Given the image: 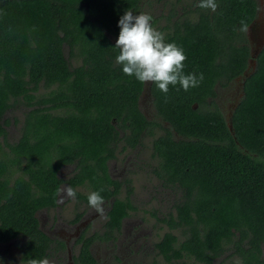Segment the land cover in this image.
<instances>
[{
	"label": "trees",
	"instance_id": "trees-1",
	"mask_svg": "<svg viewBox=\"0 0 264 264\" xmlns=\"http://www.w3.org/2000/svg\"><path fill=\"white\" fill-rule=\"evenodd\" d=\"M141 1L0 0V243L22 238L20 264L64 247L41 230L35 212L54 206L65 182L77 200L89 205L88 193L99 191L107 203L101 229L83 227L75 237L73 263L96 264L91 243L113 240L133 209L130 187L109 175L107 161L158 127L153 172L178 193L173 211L159 218L167 228L154 243L159 253L201 264L222 255L226 264H264V42L228 121L214 100L215 86L247 67L243 29L256 2L216 0L212 11L197 0L162 25L152 18L165 42L183 49L184 73L203 74L197 87L169 85L167 94L149 82L165 126L139 109L142 82L123 73L110 38H118L125 11L141 13ZM18 103L25 107L19 135L8 142L4 112ZM66 164L72 172L61 178Z\"/></svg>",
	"mask_w": 264,
	"mask_h": 264
},
{
	"label": "rangeland",
	"instance_id": "rangeland-1",
	"mask_svg": "<svg viewBox=\"0 0 264 264\" xmlns=\"http://www.w3.org/2000/svg\"><path fill=\"white\" fill-rule=\"evenodd\" d=\"M197 0H142L141 13L149 14L156 19L157 25L165 22L167 14L173 17L181 16L192 9ZM256 15L246 27V35L250 45V57L247 67L242 75L237 76L225 86H215V102L228 121L230 110L241 95V81L245 73L251 69L254 52L258 50L264 41V0H255ZM111 39L116 41L113 36ZM66 54V50L64 49ZM73 62V61H71ZM149 83H142V89L138 97V106L141 112L151 120H156L162 125L165 121L154 113L151 96L148 90ZM25 107L16 104L4 112L8 123L6 124L5 139L12 142L19 135ZM161 129L155 127L151 133H144L140 143L131 149L116 152L113 158L107 161L108 173L111 177L126 181L121 188L130 187L129 198L133 209L122 218L120 229L113 240L93 241L90 251L96 260V264H201L191 258L178 257L165 259L157 250L154 243L159 239L166 225L159 220L167 212L173 211V203L178 193L170 187L161 184L154 174L155 158L151 154V139ZM176 137V133H173ZM72 164L62 165L57 170V175L65 178L72 172ZM68 186L61 182L58 190ZM76 189H80L79 186ZM105 211L107 203L104 204ZM76 211L81 214L76 221L73 217ZM39 227L52 238L63 241L64 247L50 251L46 256L53 264H74L72 256L77 249L75 237L83 227L99 231L105 217L98 214L89 205L81 200L69 198L66 195L61 198L58 191L56 205L50 208H40L35 212ZM176 233V230H173ZM21 237L13 238L0 243V264H20L19 244ZM223 255L216 258L211 264H226L228 260L222 259Z\"/></svg>",
	"mask_w": 264,
	"mask_h": 264
},
{
	"label": "clouds",
	"instance_id": "clouds-1",
	"mask_svg": "<svg viewBox=\"0 0 264 264\" xmlns=\"http://www.w3.org/2000/svg\"><path fill=\"white\" fill-rule=\"evenodd\" d=\"M197 6L212 11L218 7L216 0H199ZM151 20L149 14L134 15L131 11H125L118 20L120 30L115 47L119 49V54L116 56V62L122 66L123 73L142 83H155L165 94L169 90V85L179 84L185 91L197 87L203 80V74L197 78L195 74L184 73L186 55L183 49L175 42H165L164 33L155 29ZM58 191L61 198L64 195L74 198L76 195L75 190L70 186ZM87 200L92 209L101 216L104 215L105 201L99 191L89 192ZM27 264H53V262L44 257L29 259Z\"/></svg>",
	"mask_w": 264,
	"mask_h": 264
},
{
	"label": "water",
	"instance_id": "water-1",
	"mask_svg": "<svg viewBox=\"0 0 264 264\" xmlns=\"http://www.w3.org/2000/svg\"><path fill=\"white\" fill-rule=\"evenodd\" d=\"M250 23H251V22H250ZM248 25H249V24H248ZM248 25H247V26H248ZM263 42H264V41H263ZM263 42L260 44V46L263 44ZM260 46H259V48H260ZM259 48H258V49H259ZM257 51H258V50H256V51L254 52V55L257 53ZM248 60H250V59H248ZM251 63H252V64H251V69H250V71L252 70V68H253V66H254V61H253V62L251 61ZM250 71H249V72H250ZM249 72H248V73H249ZM243 73H244V71H243ZM248 73H245L244 76H246ZM244 76H243V77H244Z\"/></svg>",
	"mask_w": 264,
	"mask_h": 264
},
{
	"label": "flooded vegetation",
	"instance_id": "flooded-vegetation-1",
	"mask_svg": "<svg viewBox=\"0 0 264 264\" xmlns=\"http://www.w3.org/2000/svg\"><path fill=\"white\" fill-rule=\"evenodd\" d=\"M116 39V38H115ZM148 90H149V86H148ZM108 170V169H107ZM110 175V174H109ZM67 184V183H66ZM60 185V184H59ZM58 192V191H57ZM56 196H57V194H56ZM56 205V204H55ZM53 207V206H52ZM50 208V207H49ZM49 236V235H48Z\"/></svg>",
	"mask_w": 264,
	"mask_h": 264
}]
</instances>
